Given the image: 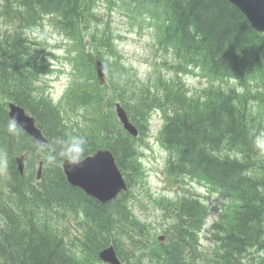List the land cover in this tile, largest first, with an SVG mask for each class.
<instances>
[{"label":"trees","instance_id":"16d2710c","mask_svg":"<svg viewBox=\"0 0 264 264\" xmlns=\"http://www.w3.org/2000/svg\"><path fill=\"white\" fill-rule=\"evenodd\" d=\"M0 1V17L14 25L13 31L0 34V264H100L98 252L108 245L124 264H264V153L253 143L264 131L257 117L264 105V33L228 0H131L136 12L144 8L158 21L156 37L169 53L163 62L170 72H159L152 85L136 83L123 64L106 61L107 83L101 85L93 60L102 56V43L113 48V38L88 33L89 23L97 20L98 0ZM46 14L72 41L74 64L87 72L64 92L71 109H87L75 119L43 91L39 79L48 65L24 32ZM195 70L214 84L192 94L182 75ZM226 80L235 84L222 87ZM9 100L35 118L47 143L18 126L9 131ZM116 100L137 127V137L117 119ZM156 109L163 117L158 137L168 150L167 175L197 181L230 200L229 212L212 225L210 255L200 250L199 241L209 209L197 195L154 199L164 212V241L133 213L137 197L132 190L143 178L138 141ZM76 135L86 140L80 159L97 148L113 153L127 191L100 203L68 183L63 157L48 163L56 141ZM23 153L20 174L15 157ZM68 215L82 225L80 233L68 235L71 221L67 227L53 225V219Z\"/></svg>","mask_w":264,"mask_h":264},{"label":"rangeland","instance_id":"374dc122","mask_svg":"<svg viewBox=\"0 0 264 264\" xmlns=\"http://www.w3.org/2000/svg\"><path fill=\"white\" fill-rule=\"evenodd\" d=\"M130 1L98 0L95 5L97 20L89 23L88 33H92L94 30L97 31V34H94L97 39L103 38V35L113 38V48H106V44L102 43V56L99 58L104 65L106 61L113 65L121 63L124 65L127 74L136 83L152 85L159 72L163 76L169 74V66L167 67L163 62L164 59L169 58L167 57L169 53L166 50L165 52L157 41L156 25L158 21L154 19V14L147 12L144 8L136 12L135 3ZM51 19L52 16L44 15L41 23L31 29L25 28L24 32L32 40L36 51L42 54V60L48 65L49 71L41 75L39 79L43 91L53 103H59V107L66 117L75 119L77 115L87 109L85 107L71 109L64 100V92L78 79L83 81L84 78L81 76H85L84 73L87 74V72L80 63L74 64L75 52L72 50V41L53 24ZM12 23L4 17H0V34L13 31L14 25ZM93 53H95V49H93ZM87 77L89 78V75ZM182 79L192 94L199 93L201 89H207L211 84H214L209 82L208 78L198 70L182 75ZM89 80L91 81V78ZM233 84L235 83L232 80H226L221 85H223L222 87H229ZM108 93L110 94V90ZM251 106L256 113L258 110L256 103ZM257 117L264 122V105L262 104L259 105ZM78 120L82 121L81 118ZM162 122L161 112L156 109L150 115L147 131L138 141V159L143 169V178L141 186L139 185L132 190L133 196L137 197L132 202L133 213L141 221L150 223L154 227L153 230L155 229L154 232L160 235L163 233L164 225L161 221L164 212L158 204L160 202L154 201V199H177L183 193L197 195L209 209L205 225L199 235V241L201 243L200 250L204 254L210 255L215 246V230H213L212 225L220 219L219 213L226 215L229 212L227 205L230 200L218 191H212L197 181L185 177L173 179L167 175L165 164L168 151L158 137ZM3 163L4 161L0 167L1 172H4ZM141 177L142 175L139 178ZM70 221L72 226L66 228L68 235L80 233L82 225L75 222V218L71 215L62 219H53L52 223L67 227ZM100 264L104 263L100 261Z\"/></svg>","mask_w":264,"mask_h":264},{"label":"water","instance_id":"95a60500","mask_svg":"<svg viewBox=\"0 0 264 264\" xmlns=\"http://www.w3.org/2000/svg\"><path fill=\"white\" fill-rule=\"evenodd\" d=\"M247 19L258 32L264 33V0H228ZM94 68L100 83H105V68L99 58L94 60ZM8 116L15 119L16 124L24 129L31 137L39 141H46L35 119L27 114L23 107L14 102L8 103ZM115 112L123 127L136 136L137 128L130 122L125 109L115 104ZM18 170L23 173V156L16 158ZM62 169L67 181L87 195L106 203L114 199L118 193L127 188L112 152L108 149H97L93 154L80 159L76 164L63 161ZM40 176V167L37 177ZM160 236L159 239H162ZM99 257L109 264H122L118 259L114 247L109 245L99 251Z\"/></svg>","mask_w":264,"mask_h":264},{"label":"clouds","instance_id":"9594fccd","mask_svg":"<svg viewBox=\"0 0 264 264\" xmlns=\"http://www.w3.org/2000/svg\"><path fill=\"white\" fill-rule=\"evenodd\" d=\"M82 111V109H81ZM8 129L13 132L17 129L15 119L9 121ZM261 153H264V133H261L253 141ZM86 140L83 136H68L65 139H58L56 145L49 149L46 159L49 164H55L57 157H63L66 162L76 164L85 151ZM3 157L0 156V167H2Z\"/></svg>","mask_w":264,"mask_h":264}]
</instances>
